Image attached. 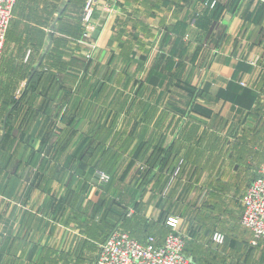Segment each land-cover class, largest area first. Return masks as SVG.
I'll return each instance as SVG.
<instances>
[{"label":"crops","instance_id":"1","mask_svg":"<svg viewBox=\"0 0 264 264\" xmlns=\"http://www.w3.org/2000/svg\"><path fill=\"white\" fill-rule=\"evenodd\" d=\"M85 1L16 0L13 9L4 58L33 70L29 76H20L23 92L28 89L30 95L23 106L26 114L20 131L7 139L3 131L0 138L4 143L0 146V264H93V249L112 226L102 228L94 219L88 242L81 241L80 229L71 234L64 228L80 218H93L102 193L92 177L93 164L103 152L107 159H124L129 152L120 150V144L129 140L165 147L167 160L160 173L164 186L170 181L172 196L177 188L170 190V184L192 185L189 176L207 159L208 174L225 173L227 166L233 169V177L228 176L232 186L241 168L245 169L250 178L244 182V192L263 159L264 145L259 150L246 145L242 150L232 141L258 144L260 139L244 127L247 103L255 110L264 102L260 99L264 98V0H101L94 17L103 19V24L96 22L99 34L91 60L79 55L82 42L73 37L81 25ZM45 47L49 53L44 56ZM41 61L45 72L39 70L33 76ZM193 86L197 93L191 111ZM0 94L4 112L11 107L7 84ZM174 98L178 101L172 102ZM181 118L182 130L174 134L172 128ZM5 120L6 116L2 127ZM129 127H148V132L124 133ZM160 127L163 135L157 132ZM221 142L227 144L223 151ZM105 144H113V149L103 150ZM254 153L261 159L253 172L213 161L217 156L255 158ZM212 186L220 190L224 185L214 181ZM214 196V203L203 206L216 208L199 218L200 233L225 232L235 223L228 215L221 216L223 202ZM170 201L166 210L176 207ZM156 204L150 208L158 214ZM179 205L177 217L192 212L190 205ZM238 212L240 219L241 205ZM99 218H105L104 210ZM108 219L115 223L118 218ZM241 227L253 238L250 230ZM169 231L143 238L153 237L161 244ZM127 233L140 240L138 234ZM206 248L200 245L201 254ZM186 250L190 255L188 246Z\"/></svg>","mask_w":264,"mask_h":264},{"label":"rangeland","instance_id":"2","mask_svg":"<svg viewBox=\"0 0 264 264\" xmlns=\"http://www.w3.org/2000/svg\"><path fill=\"white\" fill-rule=\"evenodd\" d=\"M100 1L101 0L95 1L96 6L94 7L93 14L87 24L83 22V19H85L83 8L80 15L81 25H82L81 27L82 35L80 37L82 43L80 45L83 52H81L79 48L78 49L80 52L79 55L80 56L83 55L82 58H85L86 60L88 59L91 60L92 58L95 59L94 58L96 52L95 41L99 34V30L97 29V26L98 25L101 26L103 24L102 21L103 19L97 21L96 17H94L97 9V5L100 4ZM13 9H12V15H13ZM96 22H98V25L96 24ZM10 23H12L11 20ZM10 23L8 24V28H10L11 26ZM84 26L85 27L88 26L89 29L85 31ZM8 28L5 34V41L7 39V34L9 31ZM85 32L88 33V36L86 38H84ZM56 36H57V32H56ZM5 43L3 48L4 50H2L0 54V93L3 84H5V86L7 84V86L9 87V94H10L9 105H11L13 101L15 102L16 100H18L19 105L15 110H13V113L10 117L11 120L10 122H8L7 126L5 127L1 126L3 112H0V138L3 135V131H6L7 132L6 134L8 136L16 132L18 133L20 131V125L24 122L25 114H26V112L23 111V106H25L29 102L28 99L30 96L29 94L28 95L26 94L28 89L25 92L27 96L21 93L23 92L24 84L20 76L21 77L24 75L29 76V74L33 70L30 65L24 66V63H21L18 60L15 59L6 60V58H4L5 55L7 54L5 52V46H6ZM48 49H49L48 47L43 48L41 55L44 53L43 55L45 56V53H47ZM40 65L38 66V69H40ZM27 88H29V85ZM174 89L176 90V88ZM5 91H7V89ZM1 99L2 98L0 94V101ZM260 99L263 100L264 98L260 97ZM165 101L166 99L163 102ZM177 101L175 98L172 100V102H177ZM247 104H249V106L247 107V109L245 108L247 113V116L245 118L248 119V122L245 121L246 123L244 128L246 129L247 132H249V134H252V137L256 138V140L258 136H260L259 139L260 141L258 140L259 142L258 144L257 143L251 144L248 142L242 143L239 142L238 139L232 142H238L236 145L243 147L244 149L242 150H246L247 148L246 145L250 146L251 150H255V149L259 150L260 147L264 145V102L262 101L259 109L255 108V110H252L251 102H248ZM250 113L251 116L249 115ZM178 118L180 117H177V119ZM184 123L185 121H183L181 118L179 125L173 126L172 129L174 130V134H177L181 130ZM60 129H62V127H60ZM60 129L56 128V135L58 134L60 135L61 133ZM124 130H125L124 133L126 134L131 133V135H133L138 133L139 131L140 133L148 132V127L146 128L129 127ZM157 132L163 135L164 129L162 127L157 128ZM119 134L121 135L123 133H119ZM230 139L232 140V138ZM135 145L136 143H133L132 141L130 143L126 142L120 144V150L127 149L126 151H128L129 154L127 156H124V159H122L121 164H119L117 172H115L116 168L111 173L99 171L96 169H94L95 171L92 170V177L97 186L94 187H96L97 190L99 191L102 190L101 194L103 195H104L103 192L106 191L105 197L102 199L100 203V205L102 206L101 209L104 210L105 218H80V220L75 222V225L64 228L66 232L72 234V232H76L78 229H80L79 233H81L82 235H78V236L80 237L81 241L83 239L85 242H88L89 239L88 235L91 234V232L93 231L92 230L93 220L97 219V221L101 224L102 228L103 225H111L113 229L120 228L121 230L125 232L128 231L131 234L133 232H136L140 238H143L145 235L150 233L157 234L159 236L161 231L162 232L163 230L168 231L167 227L169 226L166 223L168 219L165 218H174L177 221L176 228H178L179 231L183 224L184 230L183 232L180 231V233L183 234V236H185L187 240V246L191 251L190 255L192 256L190 255L187 256L190 259L191 264H264V244H261L259 242L254 244L252 238H250L249 232L247 230H244L239 224L240 219H239L238 211H239V206L241 205V198L245 193V191L243 192V189L246 186V185L244 186V182L250 178L248 177L249 174L246 175L245 169L243 170V168H241L242 174L237 175V178L233 179L236 184L232 186L229 185L228 176L233 177V169L227 166V170L225 171V173L208 174L206 172L207 171L206 168L210 159H207L205 161L204 166L200 165L199 168L194 173L192 172L193 174L191 173V175L189 176V180L192 181V185L190 184L191 186L189 184L184 185L185 181L183 182V184L177 182L176 186H174V184H170V190L172 189V187L177 188L176 190L174 188L176 192L172 196V194L169 193V187H168L170 181L167 183V185L164 186L163 178L157 181L154 179L153 176L152 178L149 174V172H151L152 170V167L149 163L151 159H153V157H151L153 153L150 155L151 150H153L152 149L153 145L149 148L150 150H147L145 153L140 154L139 156H137L136 159L134 158L129 159V156H132V151L134 150L133 148ZM113 146L114 145L105 144L103 146V150H105L106 148L112 150L113 148L110 149V147ZM126 146L128 147L126 148ZM226 146L227 144L225 142L219 143V149L221 151H223ZM59 151L61 150H56V153ZM255 156H256L255 158L242 157L236 160L232 158L229 159L223 156L220 157L217 156L216 158H214L213 161L214 162L219 161L221 166H226V165L233 166L234 164H237L238 168L245 166L246 169L252 171L251 169H255V167H257L261 159L257 153ZM214 162L212 163L211 166L215 165ZM128 167L130 168L129 169L130 171L126 175L124 174L123 170L127 169ZM177 171L178 170H176L175 173ZM100 172L105 175V179H104L105 182L101 180H100L101 182H99L98 177L100 175ZM157 175L160 176L159 173H157ZM216 175H219V177L217 178ZM174 176L175 174L172 175V177ZM172 177L169 175L170 180ZM149 178L153 180L151 181V179ZM114 180L116 181L114 182ZM189 180L187 179V181ZM214 181L216 182L221 181L222 185H224L223 188H220V190H218L217 188L213 187L212 183ZM101 183H103V188L101 187L102 185ZM242 183L243 185L240 186ZM194 184H196L195 187H193ZM183 185H184L183 187L184 193L182 195L179 194V198L177 199L176 195L178 194V192L180 193V188ZM231 186L235 188V191L232 192V189H230ZM218 192H220L221 195H219ZM242 192L243 194L241 195ZM214 194L218 195L219 202H223L222 205L224 210L219 211L221 216H223V218H226V215H228V218H233V221H235V223H233L234 225H232L233 227L232 229L231 228H229L228 230L226 229L225 232H220L217 230L213 231L212 229H210L203 234L200 233V231H202L201 230L202 221L199 220V218L201 216H206L208 214L213 213L216 206L215 208H213V206L208 205V207L204 209L203 206L211 202L214 203V201L217 200L214 199L216 198ZM170 198L174 200L172 201L173 204H176L174 210L173 208L166 210L165 204L171 202ZM145 201H148V206L144 205ZM155 203H157L156 207L160 210L158 214L154 213L155 211H153V209L150 208ZM179 204H183V205L185 204L187 205L186 207L190 205L191 207H188V210L190 208V211L192 212L188 211V213L185 212L184 216L177 217L175 212L179 211L181 207ZM230 204H232V206H229ZM97 208H98V204H96V207H94L93 211H95ZM241 212H242V206H241ZM108 218H116V219L118 218V219L115 220L117 222L111 223V221ZM192 218H198V220H195L194 222L191 223ZM57 226L59 225L57 224ZM56 229L63 230L62 228L59 227ZM109 230H111V228ZM165 231L163 233H166ZM215 232H220L223 235L224 238L223 243L213 244L211 239ZM234 233H237V235H234ZM107 234L108 232L107 233L106 231L103 232V238ZM103 238L96 243V246L93 249V251L95 252V254L92 255L91 258V262H93V264H96L98 262V260L96 261L95 256L100 248V244ZM201 244L207 245L206 253L201 254V252L199 251Z\"/></svg>","mask_w":264,"mask_h":264},{"label":"built area","instance_id":"3","mask_svg":"<svg viewBox=\"0 0 264 264\" xmlns=\"http://www.w3.org/2000/svg\"><path fill=\"white\" fill-rule=\"evenodd\" d=\"M15 1L0 0V54L4 48L5 34ZM95 1L86 0L84 4L85 24L93 14ZM84 28L85 31L89 29L88 26ZM87 36L88 33L85 32L84 38ZM98 178L99 182L104 181L105 175L100 172ZM241 206V225L250 230L254 244L264 242V155L253 181L241 198ZM166 223L170 231L161 244H156L153 237L141 242L120 228L113 229L100 244L95 256L96 261L98 260L96 264H191L184 252L186 238L176 228L177 221L168 218ZM211 240L215 244H221L224 238L221 233L215 232Z\"/></svg>","mask_w":264,"mask_h":264},{"label":"trees","instance_id":"4","mask_svg":"<svg viewBox=\"0 0 264 264\" xmlns=\"http://www.w3.org/2000/svg\"><path fill=\"white\" fill-rule=\"evenodd\" d=\"M212 2V1H211ZM80 24V23H79ZM82 25H79V26H77V29H75L74 31H73V37H77V38H79V37H81V35H82ZM58 40V38L56 37V41ZM57 51H58V49H57ZM47 53H49V52H47ZM56 53H58L59 54V56H60V52L58 51V52H56ZM45 64H43V62H41V65H40V69H38L37 71H39V70H41V73H43V71H44V68H46L45 66H44ZM37 71H35V73L33 74V76L36 74V72ZM45 72V71H44ZM37 75V74H36ZM35 75V76H36ZM33 80V77H32V79L30 80V81H32ZM196 87H192V89H190V93H189V95H190V101H189V105H188V110H191L192 111V109L194 108L195 109V107H194V101H195V95H196V93H197V88L195 89ZM27 90V89H26ZM26 90L22 93V94H25V92H26ZM27 94V93H26ZM26 94H25V96H26ZM24 96V97H25ZM19 105V103H18V100H16L15 102L13 101V103L10 105L11 107L9 108V109H5V111L3 112V118L2 119H4V117L6 116V120H5V124H6V126H7V124H8V122H10V117H11V115H12V113H13V110H15L16 108H17V106ZM0 112H2V111H0ZM189 111H187L186 113L188 114V115H190L189 113H188ZM2 121V120H1ZM181 130H182V128H181ZM71 133H73L72 131H70ZM181 132V131H180ZM7 132L5 131L4 132V137L5 136H7L6 137V139L7 138H10L7 134H6ZM15 134L16 133H14V134H11V136L12 137H14L15 136ZM67 135H69V132H68V134ZM4 139V138H3ZM132 139V138H131ZM131 142V140H129V143ZM4 144L2 141L0 142V146L2 145V144ZM68 141L66 142V145H68ZM60 144H62V143H60ZM110 145H113V144H110ZM153 145V146H152ZM171 145V144H170ZM152 146V149L153 150H151V152H150V155H151V157H153V159H151V161H150V165H151V167H152V170H151V172H149V174H150V176L152 177H154L155 178V175H157V173H159L160 174V178H158V179H156L157 181H159L160 179H162V173H160V168L162 167L163 168V166H164V164H165V162H166V158H165V155H166V149H165V147H162L161 146V144H159V143H157V144H151V143H149L148 141L147 142H141V143H136V145L134 146V150L132 151V157H131V159L132 158H134V159H136L137 158V156H139L140 154H142V153H145L147 150H150L149 148ZM61 147H64V144H62L61 145ZM128 146H126V148H127ZM1 148H3V145H2V147ZM112 147H110V149H111ZM155 149V150H154ZM105 150H109L108 148H106ZM125 150H127V149H125ZM152 151H154V152H152ZM149 152V151H148ZM104 153L105 152H103V155L101 156V158H99V159H97L95 162H94V164H93V167H92V169L94 170V169H96V170H99V171H104V172H108V173H111L115 168H116V171L115 172H117L118 171V167H119V164H121V161L122 160H116L115 158H106L105 156H104ZM150 158V157H149ZM112 160V161H111ZM83 160H80V162H82ZM130 168L128 167L127 169H124L123 170V172H124V174H128V172L130 171L129 170ZM95 171V170H94ZM255 175H256V173H255ZM152 177V178H153ZM255 177V176H254ZM149 179H151V178H149ZM153 179H151V181H152ZM164 180V179H163ZM116 180H114V182H115ZM102 185H101V187L103 188V183H101ZM164 184H165V182H164ZM105 192L106 191H104L103 193H104V195L103 194H101V197H100V200L98 201V208L95 210V211H93V218H99V214H100V211L102 210L101 209V205H100V203H101V201H102V199L105 197ZM96 207V206H95ZM123 217V216H122ZM117 226V225H116ZM112 229H113V227L111 228V230H109L108 231V234L103 238V240L102 241H104L105 239H106V237L111 233V231H112ZM151 234V233H150ZM150 234H147V235H150ZM132 235H137V233L136 232H133L132 233ZM139 241H141V242H144L145 240H144V238H140V240ZM187 249V240H186V247H185V250H184V252L185 251H187L186 250Z\"/></svg>","mask_w":264,"mask_h":264},{"label":"water","instance_id":"5","mask_svg":"<svg viewBox=\"0 0 264 264\" xmlns=\"http://www.w3.org/2000/svg\"><path fill=\"white\" fill-rule=\"evenodd\" d=\"M37 68H38V65L36 66V68H35V69H37ZM29 80H30V78L28 79V81H29ZM28 81H27V82H28Z\"/></svg>","mask_w":264,"mask_h":264}]
</instances>
